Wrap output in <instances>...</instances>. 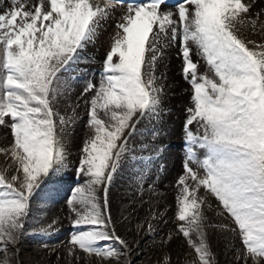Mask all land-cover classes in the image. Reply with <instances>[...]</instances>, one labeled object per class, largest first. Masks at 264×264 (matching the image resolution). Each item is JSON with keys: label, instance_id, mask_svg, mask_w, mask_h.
Returning a JSON list of instances; mask_svg holds the SVG:
<instances>
[{"label": "snow or ice", "instance_id": "snow-or-ice-1", "mask_svg": "<svg viewBox=\"0 0 264 264\" xmlns=\"http://www.w3.org/2000/svg\"><path fill=\"white\" fill-rule=\"evenodd\" d=\"M167 3L8 0V7H0V264H23L25 235L48 236L60 227L58 215L31 227L29 222L34 201L59 191L69 175L81 100L87 131L77 180L65 200L74 231L66 243L42 244L40 250L55 253L57 264L61 248L68 264H134L143 237L168 223L167 208L150 209L129 241L112 213L111 188L133 156L148 154L154 164L165 150L155 124L166 111L167 75L158 74V64L169 45L177 46L191 95L175 228L160 247L182 236L192 257L185 264H218L209 231L218 229L239 237L237 264H264V41L243 31L249 25L257 30L264 9L253 12L257 0ZM117 7L123 11L97 81L81 69L89 62L81 53ZM259 27L264 32V22ZM80 75L86 78L77 102L62 106L73 91L69 80ZM144 121L153 126L145 140L133 143ZM209 210L230 222L212 224ZM156 264H173L171 253L162 252Z\"/></svg>", "mask_w": 264, "mask_h": 264}, {"label": "bare ground", "instance_id": "bare-ground-1", "mask_svg": "<svg viewBox=\"0 0 264 264\" xmlns=\"http://www.w3.org/2000/svg\"><path fill=\"white\" fill-rule=\"evenodd\" d=\"M100 2L107 3L114 2V0H100ZM8 6V0H4L3 5H0V7L3 8ZM165 7L171 8L173 6L165 5ZM261 9H264V0H257L253 12H258ZM122 11L123 9L117 7L114 14L102 24L96 42L94 44H89L86 50L81 53V55L88 58L89 61L87 64L81 65V69L86 68V75H94L97 81L99 78L102 60L105 56L106 49L109 46L110 37L116 30V21ZM261 22H264V12H261L260 20L258 21L257 30L255 32L252 31L250 25L246 29H243V31H245L250 38L255 39L258 42L264 41V32H262L259 27ZM181 69L182 60L178 56L177 46L169 45L164 49L163 56L158 64V74L160 72H164L167 75V79L165 80L167 94L164 98V104L166 105L164 108L166 111L162 114L161 119L155 126L157 130H160L159 142H162L165 148L164 152L160 154L159 160L168 162L169 168L166 170L170 171L167 174V177L158 180L157 182L155 180V172H153V165H156L158 160L154 164L148 163L147 161L144 165L134 163V161H139L141 157L143 159V156H148V154H137L136 156H133L132 159L128 160L124 166H122L111 188L112 213L118 221L120 233L129 241L137 238L135 225L144 220V218L149 214L150 209H155L159 212H164L166 208L168 209L165 216V220H167L168 223L161 222L158 225L157 232L154 236L143 237L140 250L132 255V259L136 262L135 264L140 263L139 260H137L138 256L144 253L149 264H156L157 260L161 258L162 252H169V249L178 243V237L174 236L168 246L160 247L162 238L166 237L167 234L175 228L173 220L175 219V213L177 210L176 196L178 194V188L175 187L174 183L168 186H165L164 184L172 178V173L174 171L179 172L180 170L177 164L178 159L181 158L180 151L177 150L178 148L175 146L176 144L179 145L177 135L184 133L183 125L186 118V114L184 112L186 107L189 106L188 98L190 99L191 95L190 85L183 79ZM65 75L67 76L68 74ZM86 75H80L75 80H69L73 91L68 94L67 99L61 101L62 106L69 103L75 104L77 102V98L83 90ZM185 89H188L189 91L186 92ZM68 111L70 112L71 110L69 109ZM77 111L81 113L82 118L77 120L72 128L69 143V152L71 153L69 162L70 165L73 166L78 160L79 149L87 131L85 127L87 116L84 113L82 100L80 101V108H78ZM165 121H169L171 126L169 127L168 134L166 132L162 133L161 129H159L160 124ZM146 122L148 121H145V123ZM142 123L139 125V132L137 133L133 143L139 144L140 141L145 140L148 135V129L152 127L150 124L144 126ZM8 139L10 140V136ZM2 145L3 142L0 141V146ZM4 159L3 155H0V165L4 164ZM137 173H142V176L138 178L134 175ZM69 175H74V171L69 169ZM65 177L67 178V176ZM141 184L142 187L140 186ZM47 192L43 193L42 196L46 194L49 195ZM209 199L215 209L213 198L210 197ZM50 204L51 206H48ZM57 215L61 217V224L59 229L52 234L61 236L62 239L60 241L61 244H63L68 241L65 239L67 234L74 230L70 223L67 222V208L65 206V202L58 205L54 204L50 198L45 199V197H43V199H37L33 203L32 218L29 224L31 227L35 226L37 221L49 222L53 216ZM207 215L209 216L212 224L230 222L224 221L222 217L217 216L215 210H209ZM125 217H127V219H125ZM209 231L210 240L213 250L216 252L218 264H237L235 249L243 247L238 242V236L235 239H231L232 234L229 232H222L218 229H210ZM26 237H34V235H25L24 238ZM180 243L181 246L179 245L180 247H178L179 256H172L173 264H185L186 260L190 261L192 259L191 256L186 255L190 249L186 248L183 241L180 240L179 244ZM22 247V256L20 255L19 259L23 262V264H51L52 260H56V263L54 264H57L55 253H50L45 259L43 257L44 261H40L39 255L42 254L40 249H33L31 253H24V247ZM60 252L61 259L59 264H68V261L65 259L63 248L60 249ZM93 259L95 260V258Z\"/></svg>", "mask_w": 264, "mask_h": 264}, {"label": "rangeland", "instance_id": "rangeland-1", "mask_svg": "<svg viewBox=\"0 0 264 264\" xmlns=\"http://www.w3.org/2000/svg\"><path fill=\"white\" fill-rule=\"evenodd\" d=\"M188 100L190 101V99L188 98ZM164 107H166V105L164 104ZM185 113V112H184ZM186 114V113H185ZM164 123V124H163ZM163 123H161L160 124V126H159V129H161V132L163 133V132H166L167 134L169 133V127H171L170 126V123H169V121H165V122H163ZM144 126L145 125H148L149 123L148 122H146L145 123V121L142 123ZM157 124V123H156ZM156 124H155V126H156ZM151 125V124H150ZM151 126H153V125H151ZM166 128V129H165ZM144 129V128H143ZM145 129H147V128H145ZM167 130V131H166ZM158 131H160V130H158ZM166 133H164V134H166ZM184 134V133H183ZM182 133L180 134V135H177V141H178V144L179 145H177L176 144V148H178L177 150H179L180 151V156H181V158H179L178 159V161H177V164H178V167L180 168V170H179V172H176V171H174L172 174H173V176H172V178L171 179H169L164 185L165 186H168V185H172L173 183H174V185H175V187H177V179H178V177H179V175H181L182 174V165H183V160H184V139H183V137H184V135H183ZM167 141V140H166ZM168 145V144H167ZM144 161V163L142 164V165H144L145 163H147L146 161H148L149 160V155L147 156V155H145V157L143 156V159H142V157L139 159V161ZM71 167L69 168L70 170H73L74 172H75V165L73 166V165H70ZM167 168H169L168 167V162H165V161H162V160H158L157 161V164L156 165H153V172H155V180L158 182V180H161V179H163V178H166L167 177V174L169 173V171L170 170H166ZM146 172H148V171H146ZM67 176V178L65 177V180L63 181V183H62V185L60 186V190L59 191H57V192H51V191H49V192H47V193H49V195L48 194H46V195H43V197H45V199L46 198H50L52 201H53V203L54 204H58V205H60V203L62 204V203H64L65 202V200L67 199V197L70 195V190H71V188L73 187V185H74V181H76L77 180V178L74 176V175H66ZM72 182V183H71ZM82 182V181H81ZM71 185V186H70ZM48 196V197H47ZM62 202H61V201ZM213 200H214V205H216V201H215V199L213 198ZM48 206H51V204L50 205H48ZM67 222H69V221H67ZM74 230H72L71 232H69L68 234H67V237L65 238V239H69L70 238V235H71V233L73 232ZM38 237V238H37ZM34 236V237H26V238H24L23 239V242H22V244L20 245V247H24V250H23V252L24 253H31L32 251H33V249L35 250V249H40V245H42V244H48V245H50V246H54V245H60L61 244V239H62V237L61 236H58V235H54V234H50V235H48V236ZM176 237H178L177 239H178V243H176V245H173L170 249H169V252L171 253V256H179V251H178V247H180L181 246V243L179 244V241L181 240V241H183L184 243H185V246H186V248H188V246H187V244H186V240L182 237V236H176ZM165 238V237H164ZM238 242L242 245V243H241V241H240V239H239V237H238ZM170 243V242H169ZM168 243V244H169ZM178 245V246H177ZM180 245V246H179ZM168 246V245H167ZM243 246V245H242ZM22 247V248H23ZM174 248V249H173ZM176 249V250H175ZM41 251V250H40ZM41 253L42 254H40L39 255V259H40V261H44V259L50 254L49 252H47V251H41ZM182 254V253H181ZM21 255V254H20ZM22 256V255H21ZM144 256V257H143ZM43 257H44V259H43ZM143 257V258H142ZM133 260V259H132ZM137 260H139V264H149V262H148V260L146 259V257H145V253L144 254H142V255H140V256H138V259ZM147 261V262H146ZM133 262H134V264L136 263L134 260H133ZM54 263H56V260H52V263L51 264H54Z\"/></svg>", "mask_w": 264, "mask_h": 264}]
</instances>
